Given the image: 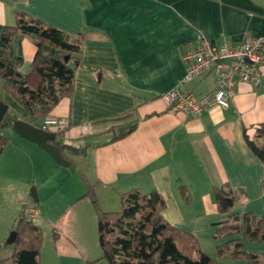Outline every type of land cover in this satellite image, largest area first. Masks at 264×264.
<instances>
[{
	"label": "crops",
	"instance_id": "0c3cea01",
	"mask_svg": "<svg viewBox=\"0 0 264 264\" xmlns=\"http://www.w3.org/2000/svg\"><path fill=\"white\" fill-rule=\"evenodd\" d=\"M20 12L80 39L73 90L49 116L68 121L58 137L63 142L91 145L84 155H68L74 164L61 166L13 130L14 156L7 167L15 178L0 183V202L13 208L0 229V252L15 224L16 206L21 205L22 212L25 205L34 204V219L44 233L40 264L96 260L83 236L90 224L98 232L93 202L84 197L86 182L105 211L119 209L122 193L131 189L160 192L164 218L194 234L212 256L229 240L215 238L227 216H264V163L245 139V130L254 137L264 123V87L239 83L228 107H211L200 116L172 111L162 99L177 87L198 93L213 90L212 73L184 81V54L202 37L222 44L264 36V0H0V24L14 25ZM15 51L23 56L20 70L28 71L36 53L34 39L17 41ZM262 72L264 83V63ZM1 97L30 121L11 94L5 91ZM130 125H135L133 132L112 140L120 128ZM259 141L264 144V136ZM21 147L42 159L29 168L31 177L25 182L20 180L24 165L15 163ZM226 186L243 195L232 211L222 213L213 193ZM244 246L264 255V242L248 240ZM13 252L14 245L6 247V257ZM216 264L246 262L226 254Z\"/></svg>",
	"mask_w": 264,
	"mask_h": 264
},
{
	"label": "trees",
	"instance_id": "16d2710c",
	"mask_svg": "<svg viewBox=\"0 0 264 264\" xmlns=\"http://www.w3.org/2000/svg\"><path fill=\"white\" fill-rule=\"evenodd\" d=\"M25 36L34 39L36 53L30 68L20 70L23 56L15 51L17 41ZM79 38H73L64 30L45 21L17 13L14 25L0 24V77L4 89L21 104L34 125L50 115L53 108L65 96L71 94L75 81V69L80 64ZM1 99H3L0 96ZM4 100V99H3ZM20 119L10 106L0 124V156L10 139L2 130L12 128ZM135 129V125L119 130L112 140L121 139ZM53 142L63 156L72 164L71 155H84L89 142L82 146L63 142L57 132ZM264 136L261 123L251 137L245 130L249 149L264 163V144L259 140ZM87 183V192L94 205L102 256L89 262L98 264L103 259L106 264H216L217 258L226 254L240 259L246 264H264V255L249 252L244 246L248 240L264 242V216L252 212L227 216L217 228L215 238H229L216 248V255L205 252L200 240L191 232L169 223L163 216L164 196L154 190L144 193L138 188L122 193V207L118 211L101 209L95 190ZM214 198L218 210L229 213L243 195L242 190L229 186L214 188ZM16 231L14 252L10 257L0 259V264H40V252L44 233L34 221H27L24 212L17 217L11 231Z\"/></svg>",
	"mask_w": 264,
	"mask_h": 264
},
{
	"label": "built area",
	"instance_id": "2783aa9c",
	"mask_svg": "<svg viewBox=\"0 0 264 264\" xmlns=\"http://www.w3.org/2000/svg\"><path fill=\"white\" fill-rule=\"evenodd\" d=\"M187 65L184 81L197 76L214 74L215 88L206 93L191 89L174 88L162 95L168 108L200 116L211 107H228L237 95L239 83L246 82L264 87L262 65L264 63V36H251L233 43L217 44L207 37L184 54ZM69 123L65 119L45 117L39 127L54 132H64ZM86 130V126L83 127ZM27 221L36 217L34 204L24 208Z\"/></svg>",
	"mask_w": 264,
	"mask_h": 264
},
{
	"label": "rangeland",
	"instance_id": "374dc122",
	"mask_svg": "<svg viewBox=\"0 0 264 264\" xmlns=\"http://www.w3.org/2000/svg\"><path fill=\"white\" fill-rule=\"evenodd\" d=\"M4 93H5L4 81L0 77V95L2 96V94H4ZM11 111L16 112V114H18L20 119L23 118V115L15 107L14 108L11 107ZM2 133H3V135L6 138L10 139V141L7 144L8 148L5 151L6 154L4 156V162L0 166V171H1V175H2V177L0 178L1 179L0 183L3 182V181L12 182L14 180V178H15L13 173H12L13 170H9V172H8L7 164L9 165V162H11L10 158H12L14 156L13 155L11 157L10 151H12V149H15L14 148L15 146L13 144L15 143V137H17L16 134L13 132V129H11V128H4L2 130ZM36 159H38V161H42V159L40 157H38V156L36 157V155L33 152L27 151L23 147L18 149V152L16 153V156H15V163L19 164V165H20V163H22L24 165V171L22 173V176L20 177L21 179L19 178L22 182H25V180H27L28 178L31 177V169H29V168H31L32 165L34 163H36V161H37ZM14 170H16V169L14 168ZM26 171H27V173H26ZM33 186L36 188L35 183L33 184ZM33 186H31V188ZM214 200H215V198H214ZM2 202L3 201L0 202V229L4 225V222H3L4 219L7 216L9 217L11 215V210L13 208V206L9 207L8 203L4 204ZM121 207H122V203H121ZM121 207H119V209L113 210V211H118V210L121 209ZM24 208L25 207H23V212L25 211ZM44 208H45V206H44ZM17 210H18V213H17V215H15V217H14L15 219H17L18 215L21 213L22 206L21 205L20 206H16V211ZM16 211H12V216H14ZM34 222L37 223V220L34 219ZM90 226H91V229L88 228V230L86 231V233L83 236L88 241V243L90 244L91 248L94 251V254H96V256H97V259H99L102 256V250L99 247L97 228L93 224H90ZM200 242H201V240H200ZM12 245H14V244H7L6 246H4L2 248V250L0 252V259L6 258L5 249H6V247H11ZM201 246H202V243H201ZM205 246L208 248V250L210 249L209 244H206ZM12 254L13 253H11V255ZM11 255H7V256L10 257ZM98 264H106V262L103 259H101L98 262Z\"/></svg>",
	"mask_w": 264,
	"mask_h": 264
},
{
	"label": "water",
	"instance_id": "95a60500",
	"mask_svg": "<svg viewBox=\"0 0 264 264\" xmlns=\"http://www.w3.org/2000/svg\"><path fill=\"white\" fill-rule=\"evenodd\" d=\"M8 109L9 104L0 98V124ZM12 129L24 139L37 144L45 150L58 165L69 166L71 164L70 161L63 156L61 150L53 143L57 137L56 132L43 129L25 119L15 120ZM31 196L35 202L38 201L36 192L31 193ZM16 235V231H12L8 236L6 243H13L16 239Z\"/></svg>",
	"mask_w": 264,
	"mask_h": 264
}]
</instances>
